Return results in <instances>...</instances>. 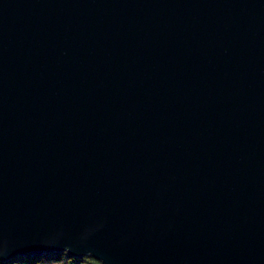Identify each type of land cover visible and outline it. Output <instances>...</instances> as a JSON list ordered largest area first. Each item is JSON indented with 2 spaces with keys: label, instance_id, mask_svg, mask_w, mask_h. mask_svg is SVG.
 <instances>
[{
  "label": "water",
  "instance_id": "1",
  "mask_svg": "<svg viewBox=\"0 0 264 264\" xmlns=\"http://www.w3.org/2000/svg\"><path fill=\"white\" fill-rule=\"evenodd\" d=\"M264 264V0H0V259Z\"/></svg>",
  "mask_w": 264,
  "mask_h": 264
},
{
  "label": "trees",
  "instance_id": "2",
  "mask_svg": "<svg viewBox=\"0 0 264 264\" xmlns=\"http://www.w3.org/2000/svg\"><path fill=\"white\" fill-rule=\"evenodd\" d=\"M0 264H103V262L92 254L78 256L68 250H55L42 254H16Z\"/></svg>",
  "mask_w": 264,
  "mask_h": 264
}]
</instances>
